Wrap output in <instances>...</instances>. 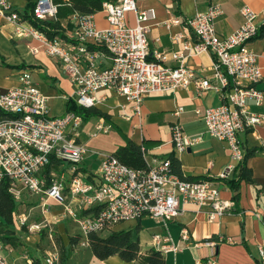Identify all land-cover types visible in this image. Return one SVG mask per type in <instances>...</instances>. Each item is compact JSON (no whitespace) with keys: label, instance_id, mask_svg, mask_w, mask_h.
I'll use <instances>...</instances> for the list:
<instances>
[{"label":"built area","instance_id":"obj_1","mask_svg":"<svg viewBox=\"0 0 264 264\" xmlns=\"http://www.w3.org/2000/svg\"><path fill=\"white\" fill-rule=\"evenodd\" d=\"M137 1L104 2L101 11L107 23L104 29L96 28L93 15L74 13L68 19L72 29L66 40H50L23 18L24 9L18 8L13 0H0V18L11 26L13 38L38 42L47 56L60 62L63 74L75 88L72 101L78 107H95L99 103L97 93L106 90L116 93L138 111L148 96L186 89L193 81L199 90L224 93L222 104L204 111L196 109L194 113L204 121L211 138L227 143L231 159L239 164L244 151L237 135L246 128L264 126V115L247 110L248 100L256 106L264 103V92L256 87L264 79V69L258 63L259 56L249 46L264 26V12L243 7V23L227 37H221L215 30V22L223 10L218 5L210 6L184 19L186 31L194 36L193 42L181 33L173 34L170 39L181 46V51L168 55L154 50L150 59L146 37L149 28L145 23L155 18V12L138 9ZM56 13L57 6L51 0H38L33 18L55 20ZM128 13L134 14L133 27L125 24ZM180 23V18L173 15L164 25L171 29ZM65 41L71 46L65 47ZM201 54L213 58L211 79H197L185 63L189 57ZM102 58L108 60V65H100ZM169 59L176 63L174 67L164 66ZM0 110L9 116L0 121V181L8 179V191L17 204L25 194L41 200V221H30V212L28 215L17 212L14 220L17 229L25 227V241L31 235L46 233L53 251L48 252L42 264H59L60 260L50 219L72 222L78 236L85 238L80 245L86 247L88 236L112 231L119 224L143 217L166 226L183 213L186 204L205 210L210 222L231 208L230 202L220 200L219 189L212 180H181L170 173L167 158L150 164L145 152V171L131 169L106 155L94 174H84L80 165L89 150L75 138L83 119L70 111L61 118L52 117L48 97L33 82L29 70L19 72L16 86L0 92ZM182 112L179 106L173 114L178 117ZM108 131L109 126L97 124L92 136ZM170 132L177 153L202 141V134L187 135L179 123H174ZM53 161L58 168L46 175ZM235 169L230 164L218 179H227ZM51 204L59 207L58 212L50 210ZM180 236L183 242L189 241L187 229H182ZM220 241L230 243L231 239ZM204 244L216 245L211 240ZM152 245L163 255L179 250L168 233L154 235ZM10 252L14 250L10 248ZM22 259L24 264H33L29 254H24ZM258 262L264 264V246L258 248ZM0 264L14 263L0 253Z\"/></svg>","mask_w":264,"mask_h":264},{"label":"crops","instance_id":"obj_2","mask_svg":"<svg viewBox=\"0 0 264 264\" xmlns=\"http://www.w3.org/2000/svg\"><path fill=\"white\" fill-rule=\"evenodd\" d=\"M13 3L20 9L25 5L24 0H13ZM213 5H218L223 10V15L215 22V30L221 37H227L243 23V7L247 6L256 13L264 12V0H138V9H152L155 12V18L145 23L149 28L146 37L150 59L154 50L168 55L181 51V46L173 44L170 39L173 34L181 33L185 39L193 42L194 36L186 31L184 19L204 12ZM173 15L178 16L181 23L167 29L164 23ZM93 19L97 29L107 27L102 12L93 15ZM125 24L128 27L135 25L133 13L125 15ZM11 33V26L0 18V92L16 86L19 72L29 70L33 82L48 97L50 115H64L68 100H73L75 88L63 74L60 62L47 56L38 42L13 38ZM69 33L70 31H66V38ZM249 46L259 56L258 63L264 69V37L252 40ZM99 63L104 66L109 62L102 58ZM185 63L194 71L197 79L212 78L213 58L210 54L189 57ZM163 64L167 67L176 65L171 59ZM256 87L264 92V79ZM97 98L99 103L94 108L106 117L92 116L86 119L78 129L77 133L80 135L75 134L77 141L84 143L89 150L80 165L84 174H94L100 166L102 156L111 155L119 146L130 140L142 147L150 164L153 160L172 156L178 161L184 177L212 180L219 189L220 200L231 203L230 210L213 222L208 221L205 210L194 204H186L182 208L183 213L169 221L166 226L149 217H143L138 221L119 224L112 231L132 233V230L136 229L137 236L134 238L132 233V238L139 241L142 252L153 248L154 235L168 233L179 250L177 253L164 254L165 264H196L197 261L204 264H259L258 248L264 246V126L246 128L237 135L244 153L251 149L256 151L246 160L253 182L248 184L242 181L238 190L233 191L228 181L232 177L236 179L238 171L231 173L224 180H219L218 176L230 164L235 168L239 164L231 159L227 143L211 138L205 131L204 121L194 113L196 109L204 111L207 107L222 104L224 93L212 89L199 90L193 81L186 89L148 96L138 111L114 92L100 91ZM179 106L183 108V112L176 117L173 113ZM247 110L253 114L264 115V103L256 106L253 101L248 100ZM174 123H179L187 135L202 134V141L183 153L175 152L170 132ZM97 124L109 126L108 133L92 136ZM235 194H238L236 202L233 200ZM25 196L26 194L23 198ZM55 212H58V209ZM182 229L189 232L188 242L181 240ZM213 237L216 238L212 240L216 243L214 247L204 244ZM220 239H231V242H218ZM69 263L79 264L73 260ZM88 264L136 263H126L117 256L99 261L91 254Z\"/></svg>","mask_w":264,"mask_h":264},{"label":"trees","instance_id":"obj_3","mask_svg":"<svg viewBox=\"0 0 264 264\" xmlns=\"http://www.w3.org/2000/svg\"><path fill=\"white\" fill-rule=\"evenodd\" d=\"M38 0H24V16L23 18L44 33L50 40L55 38L65 40L66 31L72 29L69 23V18L74 13L79 15H95L102 11V5L106 1L111 0H51L57 6L55 20L40 21L33 18V9ZM264 37V26L259 29L257 36L254 39ZM253 39V40H254ZM19 69V68H18ZM74 112L81 116L83 121L90 117H106L100 110L92 108H82L75 105L72 100H68L66 104V112ZM9 116L0 110V121L7 119ZM255 149H251L244 153L243 160L239 163L235 172L238 171L237 178L232 177L228 181L233 191H237L239 183L244 181L251 184L253 182L252 173L246 166V160L249 156L255 153ZM141 146L136 145L130 140H127L125 145L119 146L111 156L116 158L123 165L138 171H145L147 164L143 158ZM170 161L169 171L171 174L179 177L187 182L197 181L192 178L184 177L180 171V165L174 157L167 158ZM58 164L52 162V165L47 167L46 175L51 169L57 170ZM48 177V176H47ZM9 181L3 178L0 181V243L6 248L13 250L23 246V238L18 235L19 230L26 235L25 227L17 229L15 227V215L18 212V205L9 193ZM238 194H235L233 200L236 202ZM234 202V203H235ZM19 213V212H18ZM80 237L70 238L68 245L64 246L59 240L60 260L59 264H76L69 263L70 251L78 242ZM216 240L215 237L210 239ZM208 241V240H207ZM88 247L93 256L99 261H105L112 256L119 257L126 263L134 262L136 264H165L164 255L150 248L144 252L141 251L139 241L133 240L131 231H107L101 234L88 236ZM33 264H42L40 259L32 256Z\"/></svg>","mask_w":264,"mask_h":264},{"label":"rangeland","instance_id":"obj_4","mask_svg":"<svg viewBox=\"0 0 264 264\" xmlns=\"http://www.w3.org/2000/svg\"><path fill=\"white\" fill-rule=\"evenodd\" d=\"M65 47H70L71 44L67 41L64 42ZM64 115L60 117L55 118H61ZM78 132V131H77ZM75 133L76 136H79L80 133ZM106 153V152H105ZM107 154V153H106ZM42 202L40 199L32 197V196H25L23 198V202L18 205V212L20 214H26L28 215L30 212V221L32 222H39L43 219L40 206ZM59 209L58 206L52 205L50 207V210L55 212V210ZM51 229H52V238L55 243V248L60 254V246H59V240L62 242L64 246L68 245L70 238L78 237V232L75 228V225L67 220L53 222L52 219ZM147 227V225H145ZM18 235L23 238V246L19 249L14 250V252H10V248L2 247L0 249L1 255H3L5 258L12 261L14 264H24V260L22 257L24 254H29L31 257L36 256L40 259L42 262L44 257L48 254L49 251H53V247L51 246V243L47 239V235L45 232L40 233L39 235H31L28 240L25 241L26 235L21 233L19 230ZM133 237L136 238L137 231L136 229L132 230ZM80 237V236H79ZM85 238L80 237L78 242L73 246V248L70 251V260L76 261L79 264H88V259L91 256L92 252L88 246L84 247L81 246V242H84ZM93 255V254H92Z\"/></svg>","mask_w":264,"mask_h":264}]
</instances>
